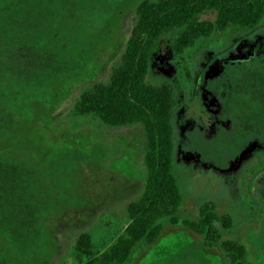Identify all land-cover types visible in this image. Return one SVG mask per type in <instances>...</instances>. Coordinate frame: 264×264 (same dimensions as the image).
<instances>
[{"label":"rangeland","instance_id":"1","mask_svg":"<svg viewBox=\"0 0 264 264\" xmlns=\"http://www.w3.org/2000/svg\"><path fill=\"white\" fill-rule=\"evenodd\" d=\"M140 1L0 0V264H82L85 257L75 251L82 233L92 235L99 253L123 232L127 207L146 180L144 127H111L75 106L120 63ZM176 36L162 40L152 79L172 82L181 105L207 58L241 51L248 60L225 64L231 81L223 68L215 81L227 91L222 119L235 139L263 130L264 22L256 31H215L182 55L172 49ZM179 110L173 118L174 175L184 195L179 219L197 220L199 205L214 201L218 213L234 219L231 231L220 227L224 237L244 243L249 260L264 264V148L228 172V160L245 146L207 141L199 127L184 133ZM185 152L196 159L186 162ZM130 264H229V258L180 222L166 223Z\"/></svg>","mask_w":264,"mask_h":264},{"label":"trees","instance_id":"2","mask_svg":"<svg viewBox=\"0 0 264 264\" xmlns=\"http://www.w3.org/2000/svg\"><path fill=\"white\" fill-rule=\"evenodd\" d=\"M209 12L215 13L214 20L202 19ZM263 22L264 0H141L137 4L120 63L111 69L107 83L80 95L75 110L111 127L142 125L147 139L146 180L141 195L127 207L123 232L108 247L94 253L92 235H80L75 251L85 257L82 264H130L141 244H154L166 223L180 222L211 246L220 245L229 264H254L244 243L224 237L220 227L231 231L234 219L218 213L214 201L199 205L197 220L179 219L184 195L174 175L173 118L181 105L173 83L154 81L151 75L162 40L173 32H177L173 52L182 55L215 31L231 26L256 31Z\"/></svg>","mask_w":264,"mask_h":264},{"label":"flooded vegetation","instance_id":"3","mask_svg":"<svg viewBox=\"0 0 264 264\" xmlns=\"http://www.w3.org/2000/svg\"><path fill=\"white\" fill-rule=\"evenodd\" d=\"M242 42L243 41H241V39L236 42L237 44L235 47L237 50H240ZM221 55L222 54H213L210 61H208L207 58L204 63H202V67L205 66V68L203 69L202 74L198 73L201 76L203 75L199 82L197 80L198 76H195L196 74L190 78L192 82L188 98L183 102V104H181L179 113L185 116L184 123L186 124V128H182L184 133H186L189 129L194 130L196 127H199L200 132L198 131V136L202 133L207 138V141L215 139L216 142L223 141L225 144L227 143L228 146H245L242 153L228 160L229 166L226 169L228 172H233L237 171L240 165L253 153L264 148L262 147L264 146V129L261 128L263 130L256 131L255 133L253 132L254 135H252V133L251 135L246 136L245 138L251 136L249 140L245 138L242 139L240 137L235 139L232 132L228 130V128H231L229 120L222 119L223 115L225 118L226 110L223 106V99L227 96V91L223 90L222 92H219L218 85H216L215 81H217V79L221 76L222 68L223 76H226L225 72L227 71H225V64L233 66L238 63V61H241L240 59L242 58L244 60H248V56L241 51L238 54L230 52L227 56L221 57ZM155 59L157 63L161 64L162 60L159 62L157 56ZM220 61L224 62L222 66ZM166 63L172 69H176V65L172 63L171 56L167 57ZM225 80L231 81L230 76L227 75ZM187 106L190 108L188 116L186 112H184ZM252 147L254 148L252 149ZM183 157L186 162H191L196 159V156L190 152H185ZM226 169L221 171L226 172Z\"/></svg>","mask_w":264,"mask_h":264}]
</instances>
